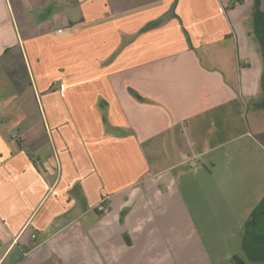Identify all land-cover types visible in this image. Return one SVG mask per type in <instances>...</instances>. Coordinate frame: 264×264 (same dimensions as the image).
<instances>
[{
	"label": "crops",
	"instance_id": "0c3cea01",
	"mask_svg": "<svg viewBox=\"0 0 264 264\" xmlns=\"http://www.w3.org/2000/svg\"><path fill=\"white\" fill-rule=\"evenodd\" d=\"M254 3L0 0V264H192L183 166L264 129Z\"/></svg>",
	"mask_w": 264,
	"mask_h": 264
},
{
	"label": "rangeland",
	"instance_id": "374dc122",
	"mask_svg": "<svg viewBox=\"0 0 264 264\" xmlns=\"http://www.w3.org/2000/svg\"><path fill=\"white\" fill-rule=\"evenodd\" d=\"M257 43L260 46L259 40ZM253 117L252 109L247 129L249 133L219 149L215 163L210 161V156L194 161L183 166L186 170L177 179L180 207L172 209L185 210L186 216L188 215V221L181 233H185V247L188 248L187 253H190L192 264H236L233 261L235 255L243 258L245 264H258L248 260L244 253L242 235L245 222L250 216L249 208L258 202L261 195L250 194L247 197L241 191L238 192L241 189L244 163L238 157L241 154H238L237 149L247 140L264 139V129H257ZM239 132L242 130L239 129ZM232 149L234 151L231 152ZM228 154L231 157L235 154L236 159L229 160ZM234 171H239V174L231 184L229 177L233 174L229 173Z\"/></svg>",
	"mask_w": 264,
	"mask_h": 264
},
{
	"label": "trees",
	"instance_id": "16d2710c",
	"mask_svg": "<svg viewBox=\"0 0 264 264\" xmlns=\"http://www.w3.org/2000/svg\"><path fill=\"white\" fill-rule=\"evenodd\" d=\"M253 19L255 32L262 47L264 63V9L261 7V0H255ZM262 101L257 106L264 109V70L262 76ZM242 249L248 260L264 264V196L253 208L249 219L245 223L242 235ZM236 264H245V260L238 255L233 257Z\"/></svg>",
	"mask_w": 264,
	"mask_h": 264
},
{
	"label": "built area",
	"instance_id": "2783aa9c",
	"mask_svg": "<svg viewBox=\"0 0 264 264\" xmlns=\"http://www.w3.org/2000/svg\"><path fill=\"white\" fill-rule=\"evenodd\" d=\"M97 209H98L99 211H105V206H104V204H103L102 202H100V203L97 205Z\"/></svg>",
	"mask_w": 264,
	"mask_h": 264
}]
</instances>
